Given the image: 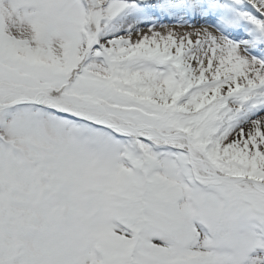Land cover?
<instances>
[{"label": "snow or ice", "instance_id": "snow-or-ice-1", "mask_svg": "<svg viewBox=\"0 0 264 264\" xmlns=\"http://www.w3.org/2000/svg\"><path fill=\"white\" fill-rule=\"evenodd\" d=\"M0 264H264V0H0Z\"/></svg>", "mask_w": 264, "mask_h": 264}]
</instances>
